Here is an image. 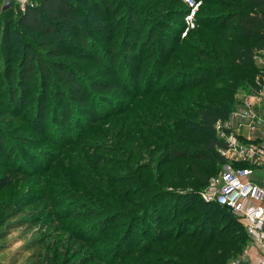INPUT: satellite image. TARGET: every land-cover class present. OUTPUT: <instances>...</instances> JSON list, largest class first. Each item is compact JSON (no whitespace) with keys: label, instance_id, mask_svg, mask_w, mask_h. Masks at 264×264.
Segmentation results:
<instances>
[{"label":"trees","instance_id":"trees-1","mask_svg":"<svg viewBox=\"0 0 264 264\" xmlns=\"http://www.w3.org/2000/svg\"><path fill=\"white\" fill-rule=\"evenodd\" d=\"M2 1L0 55L4 62L13 64L0 74H5L6 85H27L28 90L34 76L40 80L39 87L45 91L49 81L62 88L55 94L50 112L44 104L47 99L38 96L33 101L37 107L33 113L41 126L52 117V122H57L61 128L60 137L71 134L62 145L59 143L63 150L93 134L103 139L113 136L121 142L122 148H126L128 135L142 132L141 135L148 137L157 151L152 159L154 172H157L158 165L191 162L187 170L190 168L191 175H200L198 164L205 157L190 154L189 146L196 148L200 145L210 156L217 157L221 163L225 162L218 150L226 145L215 139L210 129L217 120L229 115L232 103L236 102L233 97L239 85L253 89L257 73L253 67L255 54L264 52V0H200L199 10L203 16L207 15L205 18H211V22L202 18L204 22L196 23L189 38V31L181 38L187 8L184 6L182 11L179 7H169L175 5V0H151L153 5L139 7V11L126 5L129 10L127 22L123 25L110 23V26L105 25L104 20L116 21L118 1L31 0V4L22 11H2ZM149 7L151 10H148ZM86 10L92 11L85 13ZM95 12H99L102 19H98ZM149 14L153 17L171 14L172 17H181V20L178 25L160 24V28L157 23H143L142 20L138 23V16ZM14 26L42 38L43 41L38 43L42 52L22 43L16 59V49L11 41ZM66 28L72 29L73 35H66ZM107 32H113L110 38L105 37ZM128 35L133 38L137 36V40L134 43L127 40ZM126 60L129 62L126 63ZM85 65H89L87 68L96 71V74L104 75L92 76L87 81ZM128 65L133 68L132 74L127 73ZM121 66L124 67L123 75ZM194 70L208 72L196 74L193 79L189 77L183 83V78ZM146 72L150 74L149 79L156 76L166 79L159 85L148 79L140 87L141 76ZM172 78L182 79L168 86L166 80ZM217 81L220 82L218 87L213 85ZM126 82H130V85ZM202 87L211 88L201 90ZM119 91L126 94L125 100L107 95ZM1 94L6 100L5 115L20 117L24 112L29 114L26 108L20 109L23 104L19 103L18 92L12 87L8 91L9 97L7 93ZM24 98L21 99L25 104L23 107H26L28 103ZM13 105L18 106L20 111L12 112ZM193 114L196 117H192ZM2 141L0 135V144ZM89 148L103 152V155L97 151L90 153L91 163L86 166L93 178L87 186L94 194L87 200V205L98 208L103 204L106 208L101 207L94 215L108 216L100 227L105 230L92 235L89 241L96 242L109 229L108 237L113 242L105 259L99 260L102 264H210L217 252L214 247L223 245L221 237L231 239L218 226L223 224L221 216L218 229L208 231L207 228V225L214 224L219 210L225 211V208L202 202L197 193H176L172 194L173 201L166 200L164 186L183 189L187 182L179 176L180 166L174 169L171 177H166L165 171L160 172L157 182L150 181L143 168L139 167L137 175L131 179L139 189L125 188L124 184L130 180L103 179L105 184L102 182V185L110 186L107 201L100 189L93 187V183L96 184L94 180L100 177L98 173L105 178L107 168L120 167L112 164L104 153L111 152V147L99 144L90 145ZM114 150L118 154L124 152L119 148ZM4 156L5 153H2L0 157ZM127 157L132 159L128 154ZM67 165L74 168L72 163ZM142 177L145 181H141ZM130 190L137 191L138 201L130 197ZM167 205L168 211L165 212ZM126 219V224L120 223ZM148 219L155 220L156 223L150 225L155 231L150 232L142 227L139 244L136 245L132 241L135 220H139L142 226ZM237 230L248 239L241 224ZM141 232L144 235H140ZM214 264L222 263L215 261Z\"/></svg>","mask_w":264,"mask_h":264},{"label":"rangeland","instance_id":"rangeland-1","mask_svg":"<svg viewBox=\"0 0 264 264\" xmlns=\"http://www.w3.org/2000/svg\"><path fill=\"white\" fill-rule=\"evenodd\" d=\"M99 1L95 0V2ZM113 1L115 3L118 1L119 13L116 16L115 22L114 20H104L105 25L108 26L112 25L110 23H122L123 25L127 22L129 10L126 9V5L131 6L132 9L137 8L138 11L139 7L143 8L144 5H153L151 0H141L140 2L139 0ZM154 1L156 2L158 0ZM175 1V5L169 7H179L183 11L184 6L186 7L184 1ZM32 2L34 1L32 0ZM129 6L127 8H131ZM148 10H151V8L149 7ZM91 11L86 10L85 13H91ZM143 11L145 10L143 9ZM95 13L99 17L98 19H102L99 12ZM206 16H203L201 10H198V15L195 18V27L196 23L204 22V20H201L202 18L206 19L207 22H211V18H205ZM137 20L138 23L139 20H142L143 23H157V27L160 28V24L164 23L178 25L181 17H172L171 14L153 17L149 14L148 16H140V18L138 16ZM97 22L99 23L98 20ZM89 23H91V20ZM195 27L190 31L192 32ZM13 28L11 41L16 49V59L20 55L22 43L30 45L35 51L42 52V50H39L38 45L39 42L43 41L42 38L35 37L34 34L26 33L18 26H14ZM168 31L172 32V30ZM190 31L187 33V38L190 37ZM65 33L66 35L69 33V36L73 35L72 29L70 28H66ZM112 34L113 32H107L105 37L110 38ZM161 35L163 34L161 33ZM35 39L37 41H34ZM126 39L134 43L137 40V36L133 38L128 35ZM117 41H120V39ZM125 62L128 63L129 60ZM253 62V67L257 70L264 68V52L256 53ZM12 64L4 62L3 57L0 55V72ZM87 67L89 65H85L84 68L85 79L87 81L92 76L100 77L104 75L103 73L96 74V71H92ZM122 68L121 74L123 75L124 67ZM127 68V73L132 74V66L128 65ZM156 71H158V68H156ZM197 71L199 70H194L187 77H184L182 80L183 83H186L189 77L193 79L196 74L201 75L202 73L208 72ZM148 74L146 72L141 76L140 87L148 81L150 76ZM0 79V115H2L0 117V135L3 139L0 144V156L2 153H5L4 157H0V264H102L99 260L105 259L104 257L111 250L113 242L108 237V234L111 232L109 229L106 230V235L98 238L96 242L89 241L92 235H98L105 230L103 227H100L104 220L108 219V216L94 215L99 212L101 207L106 208V206L101 204V207L91 208V206L87 205V200L94 195L93 191L89 190L87 186L89 185L87 183L93 181V178L90 176V170L86 167L91 163L89 155L90 153L97 152L103 155V152L95 148H89L90 145L101 144L102 146L111 147V152L104 153L112 164L120 167L119 169L109 167L107 168V172H104L105 178L101 176V173H98L100 177L98 176V178L96 177L98 180H94L96 184L93 183V187H98L107 201L109 200L110 186L105 187V185H102V182L105 184L104 181L106 180H130L124 184L125 188L139 189L136 188L135 182L131 180L134 175H137L139 167L143 168L144 174L148 175L150 181L157 182L160 172L165 171L164 174L166 177H171L174 169L180 166L181 172L179 176L184 177L185 181L187 180L184 183V190L176 186L168 187L166 185L163 187L167 194L166 200L173 201L172 194H199L208 191L210 179L218 175L225 164L224 162L221 163L217 157L210 156L209 152L202 146L197 145L196 148L189 146L188 152L190 154H201L205 157L198 164L200 175H191L190 168L187 170L191 162H183L180 164L174 162L165 164L164 166L162 165L161 167L158 165L157 172H154L152 159L154 155L156 157L157 151L155 152L153 149V142L148 137L141 135L142 132L135 134L132 132L128 135L127 140L129 142L126 143V148H122L121 142L117 141L113 136L103 139L93 134L91 137H86L82 142L74 144V146L71 145L72 147L68 150H63L59 143L62 145L64 141L70 138L69 136L71 134L60 137L62 134L60 133L61 128L57 122H52V117L47 120L45 125L41 126L40 122H36V116L33 113L37 108L33 104V101L40 96L47 99L44 104L50 112V109L53 107L51 102L55 99V94L60 92L59 90H62V88L49 81L45 91L39 87L40 80L35 76L30 82L32 84L30 90H28L27 85L19 86L17 83L6 85L8 82L6 81L5 74H0ZM165 79V77L156 76L155 78L149 79V81L159 85ZM181 79H167L166 84L169 86V84H175ZM129 83L126 82L128 86L130 85ZM219 84L220 82L217 81L213 85L218 87ZM253 84H255V79L253 80ZM11 87L18 92L19 103L25 105L21 98H26L28 106L23 107L21 105L20 109L26 108L25 111H28L29 114L26 115L24 112L20 117L4 114L6 100H4L1 93H7V97H9L10 94L8 95V91ZM209 88L211 87H202L201 90ZM250 91V88H242V85L237 87L234 93L235 96L233 97V99H236V102L232 103L233 108L229 114L233 110L240 108L241 102L238 99L247 95ZM103 94L106 95L107 93ZM107 95H110L114 99L125 100L127 98L126 94L121 91L110 92ZM199 100L204 101L203 99ZM12 108V112L20 111L16 105H13ZM192 117H196L195 114ZM228 117L229 115L220 120H227ZM210 131L215 139L223 142L222 136L216 132L214 127ZM172 139L174 138H168V140ZM118 148L124 152L118 154V151L114 150H118ZM127 154L132 159H128ZM56 157L58 159H55ZM71 163L74 166L73 169L67 165ZM144 168L147 169L144 170ZM200 176L205 179L202 180ZM141 181H145L143 177ZM129 195L134 201L139 200L137 191L130 190ZM164 211H168V205ZM219 216H221L220 218L223 221L222 225H218L220 222ZM103 217L106 218L104 219ZM216 218L214 224L209 225V227L207 225L208 231L218 229V225L219 228L222 227L220 229L228 233L227 235L231 239L221 237L223 245L215 246L214 248L217 252L222 253L219 254L216 252L210 264H214L215 261L222 264H254L264 254L256 243L238 233L237 229L240 227V222L228 211L219 210ZM135 221L137 222L133 228L132 235L134 236L132 237V241L138 245L139 231H141V228L143 227L144 230L150 232L152 230L155 231L154 227L150 225L156 222L153 219H148L141 226L139 220ZM120 223L126 224L127 219ZM143 233L141 232L140 235H144Z\"/></svg>","mask_w":264,"mask_h":264},{"label":"built area","instance_id":"built-area-1","mask_svg":"<svg viewBox=\"0 0 264 264\" xmlns=\"http://www.w3.org/2000/svg\"><path fill=\"white\" fill-rule=\"evenodd\" d=\"M183 1L187 14L181 38L195 27L201 5L198 0ZM30 4L31 0H3L1 10L22 11ZM254 79L250 93L239 98L240 108L214 124L226 145L218 150L225 164L199 198L229 211L264 253V68L257 70ZM254 264H264V254Z\"/></svg>","mask_w":264,"mask_h":264}]
</instances>
